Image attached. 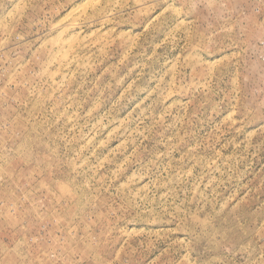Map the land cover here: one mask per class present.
I'll return each mask as SVG.
<instances>
[{
	"label": "rangeland",
	"instance_id": "obj_1",
	"mask_svg": "<svg viewBox=\"0 0 264 264\" xmlns=\"http://www.w3.org/2000/svg\"><path fill=\"white\" fill-rule=\"evenodd\" d=\"M0 264H264V0H0Z\"/></svg>",
	"mask_w": 264,
	"mask_h": 264
},
{
	"label": "bare ground",
	"instance_id": "obj_2",
	"mask_svg": "<svg viewBox=\"0 0 264 264\" xmlns=\"http://www.w3.org/2000/svg\"><path fill=\"white\" fill-rule=\"evenodd\" d=\"M70 16L72 17V15ZM73 16L74 17L72 18H68V16L63 18L61 21H59L60 23L59 24L57 23L58 25L55 26V29L59 30L60 32V37H62V40L60 39V37L57 38V42H56L57 54L63 53L64 54L63 57L68 55L71 52V48H73V40L71 39L65 40L68 30L76 31L81 29L80 26L81 23L79 24L78 22L79 20L76 18L77 16L76 17L75 15Z\"/></svg>",
	"mask_w": 264,
	"mask_h": 264
}]
</instances>
